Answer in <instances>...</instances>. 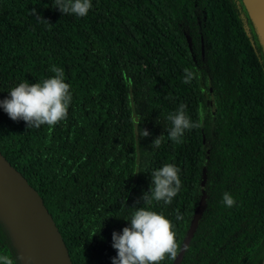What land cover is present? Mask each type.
<instances>
[{"label": "trees", "instance_id": "16d2710c", "mask_svg": "<svg viewBox=\"0 0 264 264\" xmlns=\"http://www.w3.org/2000/svg\"><path fill=\"white\" fill-rule=\"evenodd\" d=\"M92 4L77 17L54 0H0V100L51 78L54 65L71 85L67 119L52 128L0 108V150L43 197L73 264H112L113 233L130 226L151 172L168 163L181 169V190L150 209L176 225L180 245L207 195L180 264H264V44L243 0ZM185 68L198 79L183 83ZM180 104L200 127L176 143L167 117ZM0 253L20 256L1 216Z\"/></svg>", "mask_w": 264, "mask_h": 264}, {"label": "clouds", "instance_id": "9594fccd", "mask_svg": "<svg viewBox=\"0 0 264 264\" xmlns=\"http://www.w3.org/2000/svg\"><path fill=\"white\" fill-rule=\"evenodd\" d=\"M54 7L63 14H74L85 17L92 9V0H54ZM33 15H39L32 9ZM41 19L49 24L50 22ZM55 73L51 78L41 82L30 83L25 80L9 91V97L0 100V108L14 120L25 121L29 128H40L43 125L52 128L67 119L68 110L72 102L71 85L65 82L62 68L52 67ZM198 72L184 69L183 83L190 84L193 79H198ZM187 105L180 104L176 111L170 113L167 119L171 127L166 129L168 138L176 143L181 142L186 130L199 128V122H193L186 114ZM200 119L204 117L203 110L199 113ZM150 135L147 129L140 130L141 137ZM163 134L156 137L151 147L159 148L164 140ZM181 169L174 163L165 164L163 167L151 172L150 189L140 199L144 201L142 207H132L133 214L128 221L130 226L123 228L122 233H113V248L117 256L112 258V264H162L166 259L175 260L182 250L177 240L176 225L163 213L151 210L153 202L171 204L180 192L182 181ZM223 204L231 208L236 204L233 196L225 192ZM139 203V201L137 202ZM176 219L182 220L183 216L177 210ZM22 256L13 258L8 254L0 253V264H19Z\"/></svg>", "mask_w": 264, "mask_h": 264}, {"label": "water", "instance_id": "95a60500", "mask_svg": "<svg viewBox=\"0 0 264 264\" xmlns=\"http://www.w3.org/2000/svg\"><path fill=\"white\" fill-rule=\"evenodd\" d=\"M264 44V0H243ZM204 170L202 187L205 186ZM203 193L181 248H187L206 208ZM0 216L9 229L20 256L35 264H73L67 244L38 190L0 150ZM186 248V249H187ZM186 250L173 264H180Z\"/></svg>", "mask_w": 264, "mask_h": 264}]
</instances>
